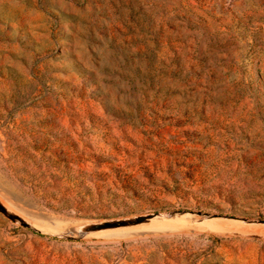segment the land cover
<instances>
[{"label": "rangeland", "instance_id": "1", "mask_svg": "<svg viewBox=\"0 0 264 264\" xmlns=\"http://www.w3.org/2000/svg\"><path fill=\"white\" fill-rule=\"evenodd\" d=\"M0 183L70 227L264 219V0H0ZM160 222L0 214V264H264L262 224Z\"/></svg>", "mask_w": 264, "mask_h": 264}, {"label": "water", "instance_id": "2", "mask_svg": "<svg viewBox=\"0 0 264 264\" xmlns=\"http://www.w3.org/2000/svg\"><path fill=\"white\" fill-rule=\"evenodd\" d=\"M0 214H2L8 220L19 224L22 227L28 228L37 233H43V231L34 227L31 222L27 221L21 215L8 209L0 201ZM184 216V220L187 224H195L205 220L212 219H227L236 220L244 224H262L264 225V219L262 218H248L244 216H237L235 214H228L223 212H202V211H186L180 209H173L168 211H152L143 214H137L128 217L104 219L97 222H83L73 227H70L64 232H50L46 231L51 236H55L63 239H76L81 238L87 234L93 232H101L109 229H115L119 227H133L142 224L151 223L152 221H162L172 218Z\"/></svg>", "mask_w": 264, "mask_h": 264}, {"label": "bare ground", "instance_id": "3", "mask_svg": "<svg viewBox=\"0 0 264 264\" xmlns=\"http://www.w3.org/2000/svg\"><path fill=\"white\" fill-rule=\"evenodd\" d=\"M4 186L6 188V185H4ZM7 188H6V190H7ZM8 190H9V188H8ZM1 191H3V190H1ZM1 191H0V201L10 210L14 211L15 213H19V214L23 215L24 217H26V219H28L31 222V224L34 227L38 228L39 230H48V229H53V230H56V229L57 230H60V229L63 230L64 229L65 230L66 227H68L69 225H71L74 222L73 220L67 219L63 216L52 214V213H49L47 211L42 212L41 211L42 209L39 210L36 206H33L35 208V210H33L31 208V206L29 205V203L26 204V203L22 202L20 200V198L17 197L15 194H12V193L6 192V191H5L6 193L3 194ZM11 192H13V190H11ZM24 200H25V198L23 199V201ZM184 218H185L184 216H181V217L172 218V219H177V220H179V222L181 224L187 225V226H194V225H198V224H203L206 221H210V220H205V221L198 222L195 224H187L185 222ZM212 220H225V219H212ZM162 221H164V220H162ZM157 222H160V221L159 220L158 221H152L151 223L142 224V225L133 226V227H119V228L109 229V230L101 231V232H104V233H102V235H105L108 237H123V236L141 234V233H145V232H152V231L159 229L161 226H159L157 224L156 225L153 224V223H157ZM78 223H80V222L78 221ZM160 223H162V222H160ZM236 228H239V229L246 228V229H250V230H254V231H261V232L264 231V227H258L256 225H248L245 227L238 225V226H236Z\"/></svg>", "mask_w": 264, "mask_h": 264}]
</instances>
